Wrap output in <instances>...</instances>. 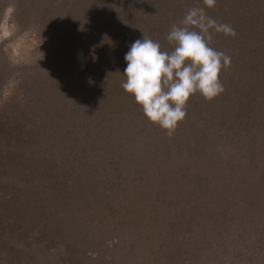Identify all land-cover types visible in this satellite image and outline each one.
Here are the masks:
<instances>
[{
    "label": "trees",
    "instance_id": "obj_1",
    "mask_svg": "<svg viewBox=\"0 0 264 264\" xmlns=\"http://www.w3.org/2000/svg\"><path fill=\"white\" fill-rule=\"evenodd\" d=\"M13 7L17 24L37 27L47 65L7 133L43 159L32 171L22 161L18 174L27 189L45 185L41 199L56 198L50 224L73 244L75 264H178L188 249L202 264H264V0L205 9L237 33L213 34L211 46L231 57L225 91L194 95L171 136L122 88L125 54L143 35L171 51V26L203 0ZM5 9L0 0V25Z\"/></svg>",
    "mask_w": 264,
    "mask_h": 264
},
{
    "label": "rangeland",
    "instance_id": "obj_2",
    "mask_svg": "<svg viewBox=\"0 0 264 264\" xmlns=\"http://www.w3.org/2000/svg\"><path fill=\"white\" fill-rule=\"evenodd\" d=\"M14 1L4 0L6 9L0 25V264H75L73 244L58 241L53 229H58L57 225L50 224L56 198L41 199L43 195L38 190L45 185L36 190L29 186L28 190L27 181L18 174L22 161L32 171L39 167L36 161L43 159H32L34 150L29 151L17 134L7 133L14 120L23 117V106H18L17 101L30 79L47 65L37 27L17 24ZM20 152L31 155L22 159ZM84 245L90 244L84 241ZM117 254L107 252L110 256ZM177 259L178 264L203 262L196 249L185 250Z\"/></svg>",
    "mask_w": 264,
    "mask_h": 264
},
{
    "label": "clouds",
    "instance_id": "obj_3",
    "mask_svg": "<svg viewBox=\"0 0 264 264\" xmlns=\"http://www.w3.org/2000/svg\"><path fill=\"white\" fill-rule=\"evenodd\" d=\"M217 0H203L204 7L189 8L173 24L166 40L173 46L164 51L158 41L143 35L125 54L122 88L142 107L145 117L169 136L186 116L190 99L200 94L211 101L225 89L221 73L231 66V57L211 45L213 34L235 37V29L209 17Z\"/></svg>",
    "mask_w": 264,
    "mask_h": 264
}]
</instances>
